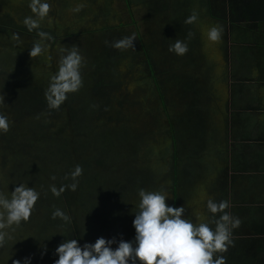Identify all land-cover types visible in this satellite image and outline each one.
I'll use <instances>...</instances> for the list:
<instances>
[{"label": "rangeland", "instance_id": "obj_1", "mask_svg": "<svg viewBox=\"0 0 264 264\" xmlns=\"http://www.w3.org/2000/svg\"><path fill=\"white\" fill-rule=\"evenodd\" d=\"M51 2L54 4L49 13L52 23L45 21L41 26L56 32L54 46L50 41L46 42L50 45L51 62L43 57L31 58L30 48L24 43L17 46L11 39L13 33L0 29V67L6 68L10 79L20 77L26 83H41L44 72L49 78L57 70L59 49L74 45L84 58L81 68L83 86L78 92L70 93L77 105L70 104L69 111L66 109L61 117L49 114L44 118L32 116L23 120L17 130L11 127L7 133L12 142L23 140L22 151L2 149L0 172L5 162L2 156H5L6 167L10 160L15 169H20L12 179L28 183L41 195L30 220L15 229L13 240L0 246V264H13V261H22L28 256L32 257L31 264H54L58 258L54 251L63 236L79 239L81 244L95 242L98 237L120 239L121 235L124 240H131L135 235L132 220L141 188L148 191L162 189L170 198L166 203L175 204L172 197L176 180L173 163L175 139L170 134L169 118L176 129L178 155L182 159L179 161L180 186L177 188L181 199L176 205H183L186 216L195 219L197 213L206 212L207 198L223 200L226 191L223 153L226 85L218 79L226 74L221 66L224 65L222 52L228 38L224 26L219 42L206 40L203 33L208 27L217 23L223 28V23L210 18L207 0ZM0 6L3 12H11L21 21L30 14L27 0H0ZM77 7L80 11H73ZM109 10L113 15L107 26L92 21V17ZM193 11L198 14L197 22L186 24L185 19ZM108 26L114 28L112 42L135 33L134 48L117 50L109 43V49H104L105 36L111 32L103 28ZM83 28L92 33L83 32ZM189 32L192 33L190 38ZM186 38L189 50L185 55L169 52V45L176 39ZM10 42L15 45L10 46ZM147 44L151 45L157 62L166 60L172 72V80L166 84L169 117L159 102L154 85L147 79L142 80L147 73L146 66L141 64L145 59L141 46ZM118 52L123 56L119 58ZM109 65L116 67L115 76L119 81L126 77L119 89L109 92L108 113L100 116L99 104L90 91L95 83L94 76L105 72ZM0 94L9 105L6 111L12 123H18L13 112L8 110L12 106L11 87L0 81ZM70 108L79 113L76 124H71ZM91 111L93 120H90ZM72 138L77 151L71 150ZM76 165L83 169L75 190L80 198L79 208L85 210L82 213L78 209L81 213L78 215L81 239L74 224L61 217L53 218L56 208L63 210L59 197L49 191L53 182L46 177V174L66 175ZM8 174L0 173V191L9 192L3 188ZM87 210L97 214V220L104 221L110 231L90 218ZM64 214L67 216L66 212ZM249 218H253L249 224H256L252 215ZM221 255L226 257V264L237 261L231 260L228 251ZM261 259L264 264V256Z\"/></svg>", "mask_w": 264, "mask_h": 264}, {"label": "clouds", "instance_id": "obj_2", "mask_svg": "<svg viewBox=\"0 0 264 264\" xmlns=\"http://www.w3.org/2000/svg\"><path fill=\"white\" fill-rule=\"evenodd\" d=\"M27 7L30 14L23 18L22 24L29 33L35 31L39 37L33 41L29 56L43 57L50 63V45L46 41L51 37L41 30L45 21L52 23L50 0H27ZM73 11L78 12L80 8ZM197 20L198 14L193 11L185 23L194 24ZM222 32V26L213 24L203 34L209 43H217L221 40ZM191 35L189 32L188 38ZM11 39L16 41L17 46L22 44L17 33H13ZM134 40L135 33L112 42L110 46L127 50L134 48ZM168 50L178 56L185 55L189 50L187 38L176 39ZM59 52L57 70L49 76L44 92L49 110H58L67 100L68 94L78 92L83 86L81 68L84 58L78 47H61ZM8 106L4 95L0 94V135L8 133L12 126L6 111ZM82 173V167L76 165L66 174V178L70 177L73 181L71 184L59 188L52 184L49 191L55 197H59L66 189L75 191ZM40 195L26 182L15 184L10 192L0 191V246L13 240L15 229L22 222L30 220ZM138 198L132 220L135 235L131 240H124L121 235L120 239L98 237L95 242L81 244L77 239L62 235L64 239L54 251L58 257L54 264H226V257L221 254L233 245V230L241 223L238 217L226 211L230 208L228 200L216 201L209 197L205 200L206 212L197 213L195 219H189L183 205L166 203L170 198L162 189L148 191L141 188ZM52 216L68 220L59 208L53 211ZM43 248L46 251L45 245ZM31 261L32 257L28 256L22 261H13V264H31Z\"/></svg>", "mask_w": 264, "mask_h": 264}, {"label": "crops", "instance_id": "obj_3", "mask_svg": "<svg viewBox=\"0 0 264 264\" xmlns=\"http://www.w3.org/2000/svg\"><path fill=\"white\" fill-rule=\"evenodd\" d=\"M232 7L235 20L220 22L228 39L221 66L226 74L218 81L226 85L223 200L241 221L227 250L234 261L239 254H264V0H234L228 13ZM249 215L256 224H249Z\"/></svg>", "mask_w": 264, "mask_h": 264}, {"label": "trees", "instance_id": "obj_4", "mask_svg": "<svg viewBox=\"0 0 264 264\" xmlns=\"http://www.w3.org/2000/svg\"><path fill=\"white\" fill-rule=\"evenodd\" d=\"M51 1L50 3L53 7L54 4H52ZM233 2L234 0L233 1L232 0H207V10L209 11L210 18L214 20L216 19L219 22L226 23L227 19L230 16L231 18H233V21H234L235 18L233 16V7L229 10V13L227 10L228 3L233 6ZM52 13L54 14V12ZM112 15H113L112 10L104 11L92 17V21L99 25L107 26ZM153 19L154 18H152L151 20ZM18 20L20 19L16 17L13 13L3 12L0 6V29L4 31H10L11 33L19 34L22 43H24L25 46H27L28 48H31L33 41L36 39H39V37L36 35L35 31L29 33L24 28L22 21L20 20L21 22H19ZM102 28L103 27H101V29ZM84 29L86 28H83V32L92 33V31H87ZM103 29H105L104 31L106 32L114 31V28H110L109 26ZM41 30L44 32H47L50 35L51 39L47 40L46 42L50 41V43H52L54 46V44L57 41L56 36H55L56 32L54 30H49L48 28H44V27H41ZM113 35H114V32H111L105 36V41L103 44L104 49H109V43L111 44ZM15 43L10 42L9 44L10 46H13L15 45ZM150 47L151 45L149 44L141 46V51H142V54L144 53L145 59L143 60V63L141 62V59L139 60V62H141L143 66H146L145 71L147 73V76L143 77L142 80L147 79L154 85L158 93L159 102L161 103L162 107L167 113L168 106H169V97H168L169 89L168 91L166 90V84L168 83V81L172 80L170 79L172 72H170L169 70L170 68L166 60L163 63H161V61L159 63L157 62L154 54H152L151 52ZM87 48H89V46H87ZM122 56H123V53H120L119 58ZM115 72H116V67L113 65H109L105 72H100L94 76L95 83L93 87L91 88L90 92H91V95H93V97L96 98L99 104V106H97V110L100 116L101 115L104 116L108 113L107 106L110 104V101H111V96L109 95V92H112L114 89H119L120 88L119 85L122 84V80L125 79L126 77L124 76V78L121 81H119V79L115 76ZM48 80L49 78L46 76L45 72L42 74L41 83H34L32 81L29 83H26L25 80L24 81H22V79L20 80V77L15 78V79H10V74L6 72V68H4L3 66L0 67V81L3 84H5V86L8 85L9 87H11L12 93H13L11 94V97H12L11 105L12 106L8 110L11 111V113L13 112L12 113L14 114L13 118L15 117V120L18 122V123H12L11 127H14V130H17L21 126L22 121L28 119L29 117L39 115L41 118H44V116L47 114H49L50 116H54V117H61L62 113H66V109L69 108L70 104L77 105L76 101L73 99V96H71V94H68L67 100L61 105V107L58 110H49L47 107V102L44 97V92L46 91L47 86H48ZM120 105H122V102H120ZM93 110H95V108ZM67 111H69V109H67ZM92 111L90 113V120H93ZM166 115L168 116V113ZM71 119H72L71 124H76L77 120L79 119V113L72 110ZM168 122L171 127L170 134L175 139L174 140L173 163H174V175H176L175 176L176 180H174V185L172 187V197H173V203H175L174 205L177 206L176 204H178L179 200L181 199L177 188L180 186L179 185L180 179L178 177V174H179V161H182V159L178 155L177 147L179 144L177 142L176 129L173 126L172 124L173 122L170 118L168 119ZM71 124H68V125H71ZM13 125H17V126H13ZM77 134H80V132H78ZM25 140H28V139H25ZM22 142L21 141L12 142V139L8 137L7 133L0 135V153H1V150L4 148L8 150H14L15 152L22 151ZM70 145H71V150L75 149V151H77L75 148L74 138L70 140ZM31 147H33L32 144H31ZM2 157L5 160V162L3 164V168H1V171L6 172L7 174L11 173V176H9V174L7 175V178L5 179L7 184L4 185L3 188L4 190H7L10 192L12 190V187L15 184L20 183V180L15 179V178L12 179L13 177H15L16 174L20 172V169H17V168L15 169L14 168L15 165H11L10 160H8L9 165L8 167H6V158L5 156H2ZM100 161L103 162L102 160ZM46 177L47 178L49 177L50 180L53 182V184H55L57 188H59L61 185H68L72 183L70 180V177L66 178V175H62V174H59L56 176L46 174ZM53 177L55 179H53ZM59 200L61 202L60 206L62 207V210L67 213L68 221L75 225V228L77 229V234L79 236L78 238L81 239L82 237L81 227L78 225L80 221V218L78 217V215L81 213H78V209L82 213L85 210L83 208L81 209L79 208L80 198L77 196L76 191H71V190L66 189L59 196ZM86 213L93 220L100 222L97 220L98 216L94 212L87 210ZM100 224L103 229L110 231V229L108 228L107 224L104 221L100 222Z\"/></svg>", "mask_w": 264, "mask_h": 264}, {"label": "flooded vegetation", "instance_id": "obj_5", "mask_svg": "<svg viewBox=\"0 0 264 264\" xmlns=\"http://www.w3.org/2000/svg\"><path fill=\"white\" fill-rule=\"evenodd\" d=\"M222 195V194H221ZM218 197H220L217 194ZM219 201V200H218ZM214 227V225H212ZM233 247V245H232ZM236 248V247H235ZM248 252V251H247ZM264 253V252H263ZM240 255V259H238L236 261V263H232V264H262V259L261 256L262 254H260L261 256L258 258V251L257 252H253V254L248 253L247 255H243V254H239ZM230 256V255H229ZM264 256V254H263ZM232 258V256H230ZM232 260V259H231ZM233 261V260H232ZM234 262V261H233ZM242 262V263H240Z\"/></svg>", "mask_w": 264, "mask_h": 264}]
</instances>
